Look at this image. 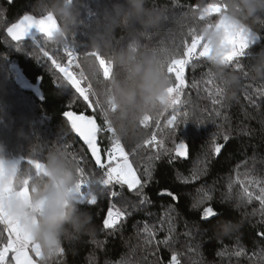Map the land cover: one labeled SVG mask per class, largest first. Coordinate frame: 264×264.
I'll use <instances>...</instances> for the list:
<instances>
[{
    "label": "trees",
    "instance_id": "trees-1",
    "mask_svg": "<svg viewBox=\"0 0 264 264\" xmlns=\"http://www.w3.org/2000/svg\"><path fill=\"white\" fill-rule=\"evenodd\" d=\"M107 2L85 0L83 23L75 35L80 44V52L90 50L87 48L88 32L100 22L101 10ZM210 2L157 0L159 6L168 7L171 17H190L194 13V6ZM34 3L35 0H0V141L6 145L13 159L20 160L22 166H28L25 157L30 149L42 158L55 145L71 158L75 156L78 160L82 159L80 166L98 176L99 170L93 158L63 115L68 110L77 113L85 111L86 114H92L91 111L86 110L79 99L69 107L73 101V91L68 86L58 85L56 76L59 74L55 69L50 70V63L46 64L29 54L32 39H24L23 50H18L15 42L7 35L6 28L25 13L40 16L33 7ZM211 18H218V14H213ZM191 27L199 30L197 24ZM188 28L172 19L164 30L147 38V43L169 51L182 52L184 42H191ZM253 30L259 37L250 48L254 53L264 48V25L257 23ZM72 39L69 37L70 42ZM241 62L245 65V71L233 67L232 70L241 73L242 87L235 99L224 101L223 108L213 105L206 91L211 87L205 83L210 68L208 61L196 60L186 69L188 86L182 100L188 103L189 111L194 114L185 130L187 137L193 141L189 145L188 158L171 159L169 155H162L159 160L152 161V180L144 189L151 203L140 205L138 198L125 188V197L138 206L135 209L129 207L131 214L115 231L104 229L103 219L110 202L120 206L118 199L110 201L109 196L100 195L95 205H79L90 213L94 231L81 234L73 240L62 241L64 253L50 257L48 264H117L121 260L128 261V264H157V261L159 264H169L173 250L181 254L182 264H264V238L258 235L264 232V216L259 212L252 214L254 208H259V203L253 201L246 206L236 207L234 200L224 198L229 179H235L237 170L241 173V179L246 171L253 176H264V82L245 74L250 57ZM14 65L20 68L30 82L38 84L39 92L19 84ZM214 107L220 109V116L215 115ZM96 118L103 126V117L99 112ZM197 120L204 122V128L196 130L191 125ZM216 125L221 127L217 129ZM141 128L150 135L154 124L147 129L141 125ZM20 130L22 135L18 134ZM217 131L220 133L217 142L225 144V147L219 156H213L210 152L211 133ZM224 134L229 135L227 142L223 140ZM110 135L107 132L100 135L101 148L110 147ZM181 138L177 135L176 143ZM122 143L126 150L135 146L134 139L127 137L122 139ZM166 146L174 148L171 141ZM149 155H152V151L145 150L136 158L135 166L139 168L142 179H146L143 171ZM205 155L209 161L207 172L199 180H191L197 161ZM183 177H188L189 181L185 183ZM202 185L212 189L213 199L199 208H193V203L201 195L197 189ZM238 188L239 185H235V189ZM164 189L173 192L178 199L159 195ZM116 190L119 191V188ZM209 205L214 211L223 213L212 220L211 224L202 220L203 208ZM165 212L174 217L176 243L172 248L163 244L145 245L144 234L140 232L145 222L154 226L156 240H163L168 235L167 223L163 228L160 227ZM224 222H231L237 227L224 235L220 230ZM186 232L191 235L185 236ZM240 248H243L244 254L236 256L234 252ZM218 252L226 254L217 255Z\"/></svg>",
    "mask_w": 264,
    "mask_h": 264
},
{
    "label": "clouds",
    "instance_id": "clouds-1",
    "mask_svg": "<svg viewBox=\"0 0 264 264\" xmlns=\"http://www.w3.org/2000/svg\"><path fill=\"white\" fill-rule=\"evenodd\" d=\"M223 11L216 19L205 15L199 18L207 4L190 17H171L167 6H159L157 0H108L101 10V20L88 32L87 48L81 52L80 74L92 85L95 97L107 118L116 130V135L134 139L141 143L148 135L141 128L145 116L158 117L169 108L167 89L171 79L167 62L172 51L147 43V38L164 30L174 19L181 26L199 25L198 35L210 44L207 57L211 78L224 89V100L236 98L241 85V73L223 59L228 49L223 43L225 29L223 20L235 28H243L257 36L253 30L257 23L264 25V0H211ZM40 16L51 14L57 21V29L49 39L52 46L80 44L75 35L82 26L85 0H35L33 5ZM69 37L73 39L69 41ZM99 53L111 65L106 78L104 70L95 56ZM247 74L264 82V48L250 53L246 66ZM18 134H23L22 130ZM25 159H38L43 167L37 171L31 166L16 163L0 141V164L3 174L0 183L10 180L18 191L27 182L28 197L12 195L5 206L37 241L45 254L61 246L62 241L73 240L81 234L94 231L90 213L76 201L75 189L79 176L77 164L58 146L51 147L41 158L30 149ZM14 173V174H13ZM237 225L224 222L221 233L227 235Z\"/></svg>",
    "mask_w": 264,
    "mask_h": 264
},
{
    "label": "snow or ice",
    "instance_id": "snow-or-ice-1",
    "mask_svg": "<svg viewBox=\"0 0 264 264\" xmlns=\"http://www.w3.org/2000/svg\"><path fill=\"white\" fill-rule=\"evenodd\" d=\"M198 10L199 6H194L193 12L195 13ZM222 11L221 5L208 3L200 11L199 18L203 20L205 15L212 17L213 14L220 16ZM220 26L225 29L223 43L228 49L223 53V59L231 67L242 72L245 71V65L241 61L250 57V48L257 43L259 38L248 33L243 28H235L228 25L223 20L220 21ZM57 27V21L51 14L37 17L36 15L25 13L17 22L8 26L6 32L11 40L15 42L18 50H23L22 43L24 39L31 35L32 46L28 49L29 54L35 56L38 60H43L46 64L50 63V70L55 69L59 74L56 76L58 85L68 86L73 91V101L70 102L69 107L71 103L79 99L84 103L85 109L91 111L92 114H86L85 111L77 113L71 110L63 113L73 132L90 152L99 170L98 176L94 172L89 173L84 167L80 166L82 159L78 160L75 156L72 157L77 164L76 172L79 176L75 189L76 201L79 205H95L100 195L109 196L110 201L118 199L120 206L110 202L106 216L103 219L104 229L115 231L131 214L128 211L129 207L135 209L138 206L125 197V188L138 198L140 205L151 203L144 189L149 181L152 180V161L159 160L162 155H169L171 159L188 158L189 145L193 141L187 137L185 130L190 125L189 121L194 114L189 111L188 103L182 100V96L188 86L185 75L186 69L192 66L196 60H207L211 47L203 36L197 34L196 28L189 26L188 35L191 36V42H184L182 52L172 51L171 57L167 62V72L171 79V86L167 89L169 98L168 110L156 118L150 115L145 116L144 120L141 121V125L147 129L154 124V128L151 130L150 135H147L141 143H135L134 147L126 150L125 144L116 135L115 128L102 115L103 109L100 106L99 99L93 94L91 83L87 82L80 74L81 52L74 45L60 47L50 44L48 38L52 36ZM87 54L97 58L107 78L111 73V65L99 53L92 51ZM245 74L247 75V72ZM205 83L211 86L206 91L212 98V104L223 108L225 101L223 87L217 84L209 73ZM97 112L103 117V126L97 123ZM213 112L216 116L221 114L219 108L214 107ZM191 125H194L196 130L204 128L202 120H197L196 123ZM216 127L219 129L221 126L216 125ZM104 132L111 134L110 147L107 149H103L100 146L101 140L99 136ZM177 135L183 137L179 140V143H176ZM219 135V131L211 133L210 152L213 156H219L225 147V144L217 142ZM223 140L227 142L229 135L224 134ZM168 141L174 144L173 149L166 146ZM145 150H151L152 155L147 157L143 171V176L146 179H142L139 168L135 165L136 158ZM173 153L174 155H172ZM21 159L23 160L24 157ZM16 163H20V160ZM27 165L34 167L37 171L43 167L38 159H27ZM208 167L209 161L207 155H205L202 160L197 161V167L191 173V180H199L207 172ZM0 174H3L2 164H0ZM243 177L241 179V173L237 170L235 179H229L228 190L224 194V198L234 200L236 207L246 206L253 201H257L259 208H254L252 214L255 215L259 212L264 216V176H253L246 171L243 173ZM183 180L187 183L189 178L183 177ZM235 185H239V188L235 189ZM117 187L119 191L116 190ZM197 192L201 195L193 203V208H199L206 201L213 199L210 187L202 185L197 189ZM12 195L27 198V182L25 187L18 191L14 188L11 180L8 183H0V226H2V230H0V264H48L50 257L63 254L64 248L61 246L45 254L41 245L34 240L31 233L20 224L16 217L9 213L5 203ZM159 195H167L173 200L178 199L173 192L167 189L162 190ZM221 215L223 213L214 211L213 207L209 205L203 208L202 220L211 224L212 220L217 219ZM165 223H167L168 235L163 240L158 241L155 239L156 231L154 226H150L145 222L143 228L140 229V232L144 234L143 243L145 245L155 244L156 246L163 244L165 247L172 248L176 243V227L174 217L168 212H165L164 217L161 218L160 227L163 228ZM184 235L190 236L191 233L186 232ZM258 235L264 238V232H260ZM224 254L226 252L217 253V255ZM234 254L236 256L243 255V248L235 251ZM180 256V253L173 250L169 264H182ZM117 264H128V261L121 260ZM157 264H159V261H157Z\"/></svg>",
    "mask_w": 264,
    "mask_h": 264
},
{
    "label": "rangeland",
    "instance_id": "rangeland-1",
    "mask_svg": "<svg viewBox=\"0 0 264 264\" xmlns=\"http://www.w3.org/2000/svg\"><path fill=\"white\" fill-rule=\"evenodd\" d=\"M37 17H39V16H37ZM15 22H17V21H15ZM15 22H14V23H15ZM257 37H258V35H257ZM258 38H259V37H258ZM25 39H32V36L29 35V36L26 37ZM13 68H14V70H15L14 72H15V74H16V76H17L18 82H19V84H20L21 86H23V87H25V88H31V89H34V90H36L37 92L40 91L38 84H34V83L30 82V81H29V80L23 75V73L21 72L20 68H19L17 65H14ZM14 160H19V159H14Z\"/></svg>",
    "mask_w": 264,
    "mask_h": 264
},
{
    "label": "water",
    "instance_id": "water-1",
    "mask_svg": "<svg viewBox=\"0 0 264 264\" xmlns=\"http://www.w3.org/2000/svg\"><path fill=\"white\" fill-rule=\"evenodd\" d=\"M98 123V122H97ZM99 124V123H98ZM75 134V133H74ZM76 135V134H75ZM77 136V135H76ZM78 137V136H77ZM79 138V137H78ZM99 139H100V136H99ZM82 142V141H81ZM83 143V142H82ZM86 147V146H85ZM89 152V151H88ZM89 154H90V152H89ZM94 160V159H93Z\"/></svg>",
    "mask_w": 264,
    "mask_h": 264
}]
</instances>
